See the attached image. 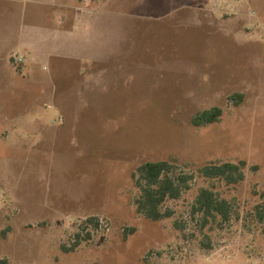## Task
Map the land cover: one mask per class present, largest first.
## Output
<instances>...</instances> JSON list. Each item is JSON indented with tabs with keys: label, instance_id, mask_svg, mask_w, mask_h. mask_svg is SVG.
<instances>
[{
	"label": "rangeland",
	"instance_id": "1",
	"mask_svg": "<svg viewBox=\"0 0 264 264\" xmlns=\"http://www.w3.org/2000/svg\"><path fill=\"white\" fill-rule=\"evenodd\" d=\"M65 2L90 10L72 43L27 55L23 74L0 69V259L264 264V0ZM214 107L219 121L192 123ZM148 161L194 176L158 221L137 210L133 173ZM240 161L236 184L199 174ZM203 188L229 221L194 212Z\"/></svg>",
	"mask_w": 264,
	"mask_h": 264
},
{
	"label": "trees",
	"instance_id": "2",
	"mask_svg": "<svg viewBox=\"0 0 264 264\" xmlns=\"http://www.w3.org/2000/svg\"><path fill=\"white\" fill-rule=\"evenodd\" d=\"M221 116L222 109L214 107L199 112L193 117L192 123L196 126L213 124L219 121ZM245 167V161L211 163L201 167L199 174L207 178H221L228 184H236L245 178ZM173 168L172 163L168 161H148L140 165L133 173V178L141 189V195L136 201L137 210L150 220L158 221L170 216V211H162L164 202L169 198H179L185 190L189 189V183L194 176L184 173L176 174ZM193 210L202 213L204 223H208L211 219L229 221L231 218L229 202L226 199H220L213 190L208 188L200 190ZM89 221L94 222L95 219L91 218ZM0 264H8V262L0 259Z\"/></svg>",
	"mask_w": 264,
	"mask_h": 264
},
{
	"label": "crops",
	"instance_id": "3",
	"mask_svg": "<svg viewBox=\"0 0 264 264\" xmlns=\"http://www.w3.org/2000/svg\"><path fill=\"white\" fill-rule=\"evenodd\" d=\"M42 4L37 2L38 7L31 10L26 6L18 14L9 5H0L1 70H16L23 74L27 69V55H31L34 61L37 54L57 56L61 46H66V42L72 43L73 33L78 30L79 25H87L84 14L90 10L86 6H75L65 0ZM43 6H48L51 14L48 11L45 13L47 9H43ZM53 14H57L56 22L47 21L48 18L55 17ZM9 17L14 18L13 23L8 20ZM16 56L22 61L19 62Z\"/></svg>",
	"mask_w": 264,
	"mask_h": 264
},
{
	"label": "built area",
	"instance_id": "4",
	"mask_svg": "<svg viewBox=\"0 0 264 264\" xmlns=\"http://www.w3.org/2000/svg\"><path fill=\"white\" fill-rule=\"evenodd\" d=\"M17 60H18L19 62H21V61H22V59H21V58H17Z\"/></svg>",
	"mask_w": 264,
	"mask_h": 264
}]
</instances>
